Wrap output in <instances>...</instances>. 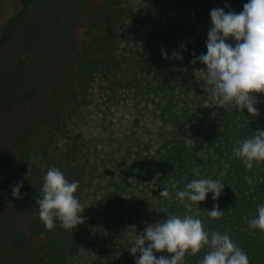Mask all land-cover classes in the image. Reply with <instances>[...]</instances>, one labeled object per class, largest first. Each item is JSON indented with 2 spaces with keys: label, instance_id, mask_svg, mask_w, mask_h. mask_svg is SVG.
Segmentation results:
<instances>
[{
  "label": "rangeland",
  "instance_id": "374dc122",
  "mask_svg": "<svg viewBox=\"0 0 264 264\" xmlns=\"http://www.w3.org/2000/svg\"><path fill=\"white\" fill-rule=\"evenodd\" d=\"M171 2L125 0L124 4L131 11L150 3L158 14L146 22L144 30L140 29L138 18L129 23V17H123L111 50L116 61L114 66L113 60H104L90 70V75L82 71L77 73L76 79L69 84L65 78L71 76L79 64V54L88 51L94 44L93 38L97 39L101 33L98 23L93 22L99 0H0V35L8 29V38L0 49V262L40 264L38 253L45 251L46 238L27 227L36 215L34 208L29 210L27 206L29 201L26 202L28 198L23 187L20 189L22 199L13 197L12 189L18 183L23 184L27 174L43 180L46 166L55 162L51 158L54 147L76 136H79L76 143L85 150L79 156V162L84 164L68 180L79 181L75 195L87 209L81 214L84 223L74 229L80 238L74 244L66 241L64 257L58 264H114V260L127 254L145 227L153 224L143 221L136 232L125 233L123 238L114 232L102 237L92 226L95 217L91 214L103 210L100 201L105 200L110 190L105 182L120 178L119 168L116 172L110 170L117 166V159L142 157L146 149L156 146L154 140H150L160 131L165 116L168 117L158 105L166 99L160 91L154 90L158 77L167 73L164 84L174 85V89L184 95L181 98L173 95V101L177 98L180 104L192 90L207 92V101L214 99L209 87L201 86L200 69L186 65L185 58L192 51L184 47L183 37L191 30L160 34L159 26L165 14L181 18L189 14V6ZM151 31L159 34L156 43L149 35ZM162 49L170 57L175 50L183 60L172 58L169 65L161 64ZM141 61L147 66L138 73L143 84L142 90L135 93L132 78ZM9 76H13L14 83L6 93ZM27 92L31 95L29 99L25 97ZM9 97H12L13 107L8 111ZM58 103H66L64 113L68 112L71 119L57 142L48 144L45 140L50 142L54 138L48 123L54 122L53 115L62 110L57 107ZM144 172L149 171L145 169ZM128 177L133 189L137 187L150 196L151 187L140 186L141 183L136 186L138 178L134 173ZM23 236L27 239L24 246ZM103 249L108 253H102Z\"/></svg>",
  "mask_w": 264,
  "mask_h": 264
},
{
  "label": "trees",
  "instance_id": "16d2710c",
  "mask_svg": "<svg viewBox=\"0 0 264 264\" xmlns=\"http://www.w3.org/2000/svg\"><path fill=\"white\" fill-rule=\"evenodd\" d=\"M124 1L99 0V6L93 15L95 17L93 22L98 23L101 33L97 39L96 37L93 38L94 44L90 46L88 51L79 54V64L73 70V76L65 78L66 83L71 84L76 79V74L81 73V71L85 72V75H90V70L95 65L103 63L104 60H113L112 65L114 66L116 61L113 59L111 50L113 40L117 35L118 24L123 23V17H129L127 18L129 23L138 18L141 29L146 22L158 14L156 9L152 10L150 3L148 5L141 4L139 9L136 8L131 11L124 4ZM171 1L174 4L189 6V14L182 15L183 18L165 14V20L160 22V34L167 35L171 32L190 29V33L183 37L184 47H189L192 51L185 58V61L187 62L186 65H193L199 69L206 66L199 61L193 64L194 57L192 54L195 52L196 56H199L207 53L208 31L212 27L211 10L220 8L226 14L230 11L240 13L243 11L244 4L248 3V0ZM127 26L125 24L124 27ZM150 33L151 39L156 43L159 39L158 32L151 31ZM7 38L8 29L5 28L0 35V49L6 43ZM227 42L235 45L234 38H230ZM150 54L151 57L154 56V53L151 52ZM158 55L161 54L158 53ZM167 55L171 58L169 54ZM171 60L172 58L164 59L163 56L161 64L169 65ZM141 62L136 65L138 68L135 69L136 73L132 78L134 84L132 89L135 93L142 90L141 85L143 84V78L138 73L144 71L142 69L147 66L144 61ZM12 77L7 78L8 91L6 93L11 90V85L14 83ZM166 80L167 73L164 72L161 77L157 78L158 83L154 84V90L160 91L161 96L166 99L158 104L159 108L165 110L164 114H168V117L165 116L166 119L162 120L160 131L157 132L155 138L150 140H154L156 146L152 150L146 149L145 156L138 157L136 155L133 159L124 156L117 159V166H112L115 168L110 170L116 172L119 168L120 178H117V181L115 179L111 180L112 182H105L110 190L107 192L105 200L100 201V204L104 205L103 210L100 213L91 214L92 217H95L94 224H92L94 230L100 233L102 237L107 232H114L123 238L125 233L133 234L136 232L140 228L139 224L143 221H151L155 224L162 222L169 215L180 217L190 215L202 221L209 235L212 232L227 233L233 242L248 255L250 264H264V232L260 233L259 229L253 230L248 223L250 219L258 215L256 211L258 206L264 204V163L254 164L251 170H247L242 159L233 154V148L237 146V141L253 137L258 129L264 130V93L254 94L258 99L255 107L259 111V115L254 118L247 112V109L240 112L234 108L225 110L218 107L215 99L207 101L209 96L207 92L202 90H192L182 100V104H180L181 100H177V98L173 101V95H179L180 98L184 95L181 91L175 90L174 85L164 84ZM208 90L213 96L211 88ZM25 97L29 99L31 95L27 92ZM9 98L6 108L8 111L13 107L12 97ZM57 107H61L62 110L59 109L58 112H55L53 115L55 117L54 122L48 123V126L50 124L52 128L49 130L53 132L52 137H54L50 142L49 139L45 140V143L48 144L53 141L57 142L60 134H64L63 130L66 129L65 127L71 119L68 112L64 113L66 103L64 105L58 103ZM77 137L79 136L73 139L69 138L62 146L59 144L54 147V155L51 158L55 162L48 164L47 170L56 167L63 172L67 179H72L75 176L76 170L78 171V168L84 164L79 162V156L83 155L81 153L85 151H82L76 143ZM185 137L194 140L191 146L186 145ZM45 143L44 145H46ZM49 158H47L48 162L50 161ZM193 168L200 170L199 177L193 174L191 171ZM145 169L149 172H144ZM131 173L137 175L136 186L141 183L140 186L151 187L150 196H146L145 192L138 190L137 187L133 189L128 180L130 179L128 175ZM245 177H250L253 183H247ZM199 178L220 180L224 183L223 192L217 201H213V194L209 193L204 202L193 204L191 209H187L179 202L176 192L184 190L187 183ZM140 179H147V181L141 180V182ZM42 185L43 180L41 178L35 179V176L32 178L31 174H27L23 181V193L28 198L26 202L29 201L27 206L29 210L34 208V215H36L31 218L27 227L29 230H34L37 235L46 238L45 251L38 253L40 264H58V261L64 257L66 241L68 244H74L73 242L76 243L80 235H76L75 230H65L60 227L59 220L56 221V227L51 231L45 229L38 216L39 206L36 205V199L42 197ZM163 188L169 190L170 197L168 199L159 195ZM214 204H218L220 209L224 211V215L219 219H212L208 216L207 211L212 210ZM114 239L116 242L117 238ZM26 242L27 239L23 236L21 238L23 246L26 245ZM99 251L97 253H100ZM102 251V253H108L107 249ZM207 251L209 249L205 247L195 256L186 254L183 264H199ZM90 255L88 254V256ZM156 255L159 258L160 255L169 254L156 253ZM138 256L139 253L134 257L128 250L127 254H122L113 262L114 264H135ZM36 258L38 259L37 255ZM0 264L5 263L0 262Z\"/></svg>",
  "mask_w": 264,
  "mask_h": 264
},
{
  "label": "clouds",
  "instance_id": "9594fccd",
  "mask_svg": "<svg viewBox=\"0 0 264 264\" xmlns=\"http://www.w3.org/2000/svg\"><path fill=\"white\" fill-rule=\"evenodd\" d=\"M210 16L212 27L208 31L207 53L192 54L193 64L199 61L206 66L200 69L203 74L201 86L211 88L218 107L240 112L247 109L255 118L259 111L255 107L258 99L254 94L264 93V0H248L240 13L230 11L226 14L223 9H212ZM230 38H234V46L227 42ZM161 52L164 59H169L164 49ZM171 58L183 60L175 50ZM255 133L251 138L237 141L233 148L234 156L242 159L247 170L254 164L264 163V130L258 129ZM193 142L192 138L185 137L186 145L191 146ZM191 171L200 176L198 168ZM245 180L253 183L250 177ZM22 187V182L14 186L12 196L22 199ZM78 188L79 181H69L58 168L47 170L43 177L42 197L36 199L38 216L46 230L54 229L57 220L65 230H74L84 223L81 214L85 208L75 195ZM223 189L224 183L220 180L199 178L187 183L184 190H178L176 196L185 208L191 209L193 204L204 202L209 193L213 194L212 200L217 201ZM159 195L168 199V188H163ZM207 212L212 219L224 215L218 204ZM257 213L248 221L249 227L264 232V204L258 206ZM205 247L209 251L199 264H250L248 255L227 233L212 232L209 235L202 221L190 215H169L162 222L148 224L128 250L134 257L139 253L135 264H183L186 254L195 256ZM156 253L169 255L157 258Z\"/></svg>",
  "mask_w": 264,
  "mask_h": 264
},
{
  "label": "bare ground",
  "instance_id": "6f19581e",
  "mask_svg": "<svg viewBox=\"0 0 264 264\" xmlns=\"http://www.w3.org/2000/svg\"><path fill=\"white\" fill-rule=\"evenodd\" d=\"M202 3V2H201ZM215 5V4H214ZM223 5V4H222ZM228 5V4H227ZM229 7V6H228ZM215 8V7H214ZM216 9V8H215ZM228 10V9H227ZM225 12V11H224ZM197 48V47H196ZM259 205V204H258ZM253 207V206H252ZM257 211V210H256ZM254 230V229H253ZM256 232V231H255ZM260 233H262V232H260ZM262 235V234H261Z\"/></svg>",
  "mask_w": 264,
  "mask_h": 264
}]
</instances>
